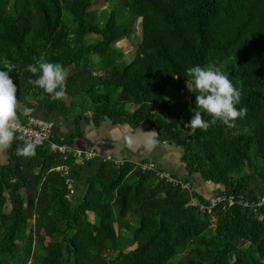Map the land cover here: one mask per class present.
I'll use <instances>...</instances> for the list:
<instances>
[{
    "label": "trees",
    "instance_id": "trees-1",
    "mask_svg": "<svg viewBox=\"0 0 264 264\" xmlns=\"http://www.w3.org/2000/svg\"><path fill=\"white\" fill-rule=\"evenodd\" d=\"M102 2L111 8L91 10ZM136 26L140 42L127 59L115 43L131 42ZM40 57L66 69L64 97L32 83L27 65ZM197 64L218 65L242 89L247 114L235 126L188 130L195 93L182 102L173 93L190 90L186 69ZM0 70L27 107L76 120L89 112L94 125L148 124L158 142L179 148L188 181L200 174L215 186L206 198L194 184L190 194L135 163L104 160L77 197L91 159L75 164L48 145L18 155L14 140L0 165V264H264V204L238 203L259 201L248 188L264 182V0H0ZM219 197L211 213L191 205Z\"/></svg>",
    "mask_w": 264,
    "mask_h": 264
},
{
    "label": "clouds",
    "instance_id": "clouds-1",
    "mask_svg": "<svg viewBox=\"0 0 264 264\" xmlns=\"http://www.w3.org/2000/svg\"><path fill=\"white\" fill-rule=\"evenodd\" d=\"M27 69L37 75L32 83L50 94L52 100L67 94V71L60 62L40 57L35 63L27 65ZM186 72L192 81L188 87L196 93V107L191 109L194 116L186 122L187 127L192 130H207L217 121L233 127L239 118L247 114L246 106L238 107L241 105L242 89L218 65L204 67L197 64L188 67ZM17 107V85L10 76V71L0 70V148H11L17 138V131L22 123ZM205 113L212 119H205ZM155 142L153 137L148 146L151 147ZM36 151L35 142H26L17 148V154L23 156H35Z\"/></svg>",
    "mask_w": 264,
    "mask_h": 264
},
{
    "label": "crops",
    "instance_id": "crops-1",
    "mask_svg": "<svg viewBox=\"0 0 264 264\" xmlns=\"http://www.w3.org/2000/svg\"><path fill=\"white\" fill-rule=\"evenodd\" d=\"M66 105L70 106L67 101ZM17 111L21 121H24L27 116L33 115L53 122V138L68 141L74 136L70 146L78 150H92L97 153L98 157L91 159L89 163L84 165L82 178L75 186L77 197L84 192L86 178L103 162L102 157L106 156L131 163L151 161L164 172L171 175L175 174L177 178H185V169L181 162V151L166 142H158L157 133L149 132L154 131V129L148 124L132 127L128 123H113L107 119L99 125H94L92 121L88 120L90 118L89 112L83 115L85 117L82 120H76L74 117L62 115L60 112L48 108L33 109L27 107L19 100ZM153 137L156 142L149 147L148 143ZM8 158V148H0V165L6 164ZM195 179L199 182V186H196L200 190L198 191L206 198L211 197L215 191V186L198 177ZM256 182L260 184L259 190L263 189L264 182ZM253 188L255 189V187ZM248 199L252 198L248 197Z\"/></svg>",
    "mask_w": 264,
    "mask_h": 264
},
{
    "label": "built area",
    "instance_id": "built-area-1",
    "mask_svg": "<svg viewBox=\"0 0 264 264\" xmlns=\"http://www.w3.org/2000/svg\"><path fill=\"white\" fill-rule=\"evenodd\" d=\"M21 127L17 131V138L15 139L21 144H25L26 142H35L37 146H44L48 145L49 149L53 153H58L63 158H66L68 155H72L75 158L74 163L80 164L83 163L85 159H93L98 157L97 153L94 151H85V150H78L73 148L72 146L65 144L63 140L61 141H54L53 139V127L54 124L51 121H46L44 119L35 117L33 115L27 116L24 121H21ZM104 160H111L116 165H123L126 161L124 160H115L110 156L102 157ZM140 170L142 171H155L156 175L164 179L169 184L173 185L174 187H179L182 191H186L188 193H192L193 184L188 181L186 178H177L172 176L170 173L160 171L157 165L154 162L147 161L141 163H135ZM136 166V167H137ZM58 171L63 173L64 176H69V169L66 166L58 167ZM67 187L69 189V194L67 197H70L74 194V188L70 181L67 179ZM225 198H213L210 200V206H206L198 202L197 198L191 199L192 206H198L200 210H207L211 213L212 209L216 207L220 202H222ZM234 202L233 197L228 198V203L231 205ZM239 204L243 205L245 208H251L253 206L260 207L264 204V192L261 193L259 201L255 204L253 199H248L247 201L240 200Z\"/></svg>",
    "mask_w": 264,
    "mask_h": 264
},
{
    "label": "rangeland",
    "instance_id": "rangeland-1",
    "mask_svg": "<svg viewBox=\"0 0 264 264\" xmlns=\"http://www.w3.org/2000/svg\"><path fill=\"white\" fill-rule=\"evenodd\" d=\"M110 8H111V5L110 4H107V3H103L102 2V3H98L97 5H95L94 7H92L91 10H95V9H101L102 10V9H110ZM140 36H141V31L138 28V26H136L135 29H134V31L132 32V34L130 36V38L132 39V41L130 42L127 39L126 40L125 39H122V40H120V41H118V42L115 43V48H118L121 51H124V53L126 54V58L127 59L128 58L131 59L133 57V54H134L136 45L140 42ZM190 91L191 90H189L188 92L185 91L184 93L174 92L173 93V98H175V101L176 102H182L183 100H186V99L189 98V96L191 95L190 94ZM195 96H196V93H195ZM66 101H67V103L70 104L72 102V99L67 98ZM77 106H79V105H77ZM83 106H84V104H83ZM90 106H91L90 103L89 102H86V105L84 107V111L87 112ZM127 107H128V109H131V110L134 109L131 106H127ZM69 110H70V112L72 114H75V115L77 113H80L82 111L80 108L79 109H69ZM188 112L192 113V111H190V109H188ZM175 117H176V114H173L170 117L171 119L169 120V122L173 121L175 119ZM188 130L190 131V128L189 127H188ZM178 150H179V148H178ZM246 170H248V169H246ZM197 177L200 178L201 180H203V178H202V176L200 174H193L191 176V179H192V182H193V184H194L195 187L196 186H199V182H197L196 179H195ZM205 182L207 183L208 181H205ZM259 186H260V184H258V182L255 181V182H253V183H251L249 185L248 190H252V191H254L256 193H260V192L263 193L264 192L263 191L264 190V187H263V189L259 190L260 189ZM252 187H255V189L254 188L252 189ZM252 191H250V192H252Z\"/></svg>",
    "mask_w": 264,
    "mask_h": 264
}]
</instances>
